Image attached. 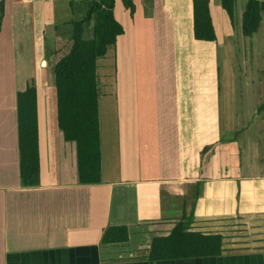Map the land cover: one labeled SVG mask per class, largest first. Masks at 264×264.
I'll return each instance as SVG.
<instances>
[{
  "label": "crops",
  "instance_id": "0c3cea01",
  "mask_svg": "<svg viewBox=\"0 0 264 264\" xmlns=\"http://www.w3.org/2000/svg\"><path fill=\"white\" fill-rule=\"evenodd\" d=\"M87 1L4 0L0 264H149L153 240L170 235L181 221L191 232L222 235L223 254L156 264H264L263 166L246 137L240 138L238 120L220 112L219 86L205 95L192 68L191 85L174 84L172 51L194 63L199 53L194 0H133V15L124 0H116L114 14L124 34L110 49L120 62L132 49L141 68L125 76L128 70L121 68L125 84L108 86L98 62L101 184H81L77 144L66 141L59 128L50 71L69 52L70 24L85 13ZM210 12L217 42L226 40L219 44L226 61V48L229 52L234 44L233 23L221 0H210ZM32 81L41 183L27 188L20 179L17 95ZM255 109L248 124L255 116L264 122ZM117 226L127 227L129 240L104 244L105 231Z\"/></svg>",
  "mask_w": 264,
  "mask_h": 264
},
{
  "label": "trees",
  "instance_id": "16d2710c",
  "mask_svg": "<svg viewBox=\"0 0 264 264\" xmlns=\"http://www.w3.org/2000/svg\"><path fill=\"white\" fill-rule=\"evenodd\" d=\"M236 0H221V6L235 21ZM116 0H90L86 11L70 25L72 45L69 52L53 68L57 90L58 125L66 141L76 142L78 171L83 185L101 184V137L99 122L98 62L124 34L116 20ZM130 14L135 12L133 0H124ZM194 37L197 42L217 43V34L210 12V0H194ZM4 16L1 2L0 29ZM264 17V0H248L242 15V33L255 35ZM18 147L20 179L23 187L41 183L39 150L38 99L35 81L17 95ZM129 232L125 226L105 231L104 244L125 243ZM223 254V236L191 232L184 221L170 235L153 240L149 264L163 260L218 257Z\"/></svg>",
  "mask_w": 264,
  "mask_h": 264
},
{
  "label": "rangeland",
  "instance_id": "374dc122",
  "mask_svg": "<svg viewBox=\"0 0 264 264\" xmlns=\"http://www.w3.org/2000/svg\"><path fill=\"white\" fill-rule=\"evenodd\" d=\"M246 3L247 0H236L235 24H233L232 28L235 38L231 50L228 52V46L226 48L228 60H224L225 54L223 49L219 47V44L221 45V41L225 38L220 39L214 45L206 42H197L199 53L196 56L195 63L190 62L186 54L179 55L174 50L171 58L176 78V80L174 79V84L191 85L190 81L194 80L195 75L188 73V69L192 68L191 70H194V74L197 73L196 81H198V86L204 88V94L206 92L208 96V88L211 91V86L216 85L221 88L220 112L224 111V116L226 115L227 120H230L231 117L238 120V125H236L240 130V138L246 137L244 143H250L249 149L252 156H255L257 163L262 165L264 170V122L261 123V120L258 121L259 118L255 116V120L248 124L249 118H252V115L254 117V108H256L255 111L259 110L260 119L264 118V20L258 33L252 37L244 36L241 27V16ZM238 19H240V22H238ZM224 41L226 42V40ZM131 50L127 56L128 58L124 59L126 62H120V57L117 58L114 55V49L108 51V54L99 63V70L102 67L105 68L104 73L101 70V76L99 75L102 79L101 81L104 80L108 86L125 84L123 81L124 77L118 71L121 68H126L128 71L122 74L124 76L127 73L133 75L136 66L141 68V61L133 58ZM146 63L151 64L150 61H146ZM225 64L229 68L224 69ZM44 66H46V63ZM53 66H51L52 71H50L51 77H53ZM133 84L128 83L127 85ZM213 110L217 111L218 109L214 106ZM203 127L207 129L209 126ZM227 127L231 129L234 125H228ZM230 134L231 132H227L223 136L228 138ZM234 135L232 134V136ZM259 165L258 167L260 168Z\"/></svg>",
  "mask_w": 264,
  "mask_h": 264
}]
</instances>
